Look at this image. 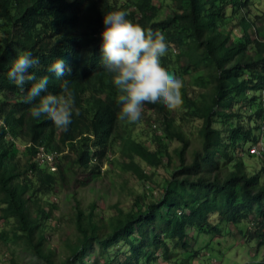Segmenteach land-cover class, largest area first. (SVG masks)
I'll list each match as a JSON object with an SVG mask.
<instances>
[{"label": "trees", "instance_id": "16d2710c", "mask_svg": "<svg viewBox=\"0 0 264 264\" xmlns=\"http://www.w3.org/2000/svg\"><path fill=\"white\" fill-rule=\"evenodd\" d=\"M150 1L0 0V216L16 220L27 247L46 264H105L101 259L116 243L119 248L114 252L120 257L124 251L120 244L125 242L132 249V239L144 240L145 264L152 263L150 255L169 262L179 249L194 250L190 233L221 236L222 223L237 225L248 217L253 231L245 234L246 243L256 240L257 247H264V158L257 159L262 166L254 172L243 160L253 155L248 149L252 144L260 141L264 149L260 133L254 132L264 124V39L244 12L249 0H162L159 6L153 2L150 13H145ZM162 6L168 9V18H158ZM113 11L126 12L127 19L145 30L161 31L169 46L162 66L172 73L178 67L180 77L196 75L204 88L197 98L183 86V104L176 115L162 104H144L139 121L149 126L154 112L160 119L161 135L152 133L149 145L146 133L133 137L123 129L130 122L118 118V91L112 75L103 69L102 21ZM233 30L243 37L231 35ZM23 51L40 61L29 74L37 79L49 76L41 96L59 94L62 81L71 82L80 114H73L67 131L58 129L60 141L54 124L46 116L33 118L31 105L24 102L34 81L26 82L22 90L7 76L12 61ZM56 58L66 67L59 78L47 72ZM182 59L186 62L180 66ZM201 72L208 73L207 79ZM182 120L200 122L197 143L183 130ZM83 134L90 136L86 145L80 139ZM163 138L177 142L171 158ZM114 139L126 143L116 158L118 167L137 174L141 182L148 180L141 161L169 172L159 193L153 181L128 211L116 203L113 214L104 218L95 213V205L87 212L76 205L77 234L64 241L65 252L59 257L44 245V233L38 226L39 215L44 213L40 201L25 193L51 192L64 173L59 163L65 148L75 155V161L85 162L83 168L96 158V164L88 168L91 174L103 176L101 166L111 159ZM39 145L44 146L45 155L55 156L56 170L47 162L31 159ZM113 163L111 159L109 164ZM28 172L37 178L36 189L30 188L33 182ZM161 223L167 225L165 231L158 227ZM141 250L137 244L133 253ZM172 262L193 264L185 257Z\"/></svg>", "mask_w": 264, "mask_h": 264}, {"label": "rangeland", "instance_id": "374dc122", "mask_svg": "<svg viewBox=\"0 0 264 264\" xmlns=\"http://www.w3.org/2000/svg\"><path fill=\"white\" fill-rule=\"evenodd\" d=\"M153 2L156 6L163 3L162 0L150 1L146 6L145 13H150ZM164 2L167 3L166 0H164ZM244 12L245 14L249 13L248 16L253 20L254 27H258L259 35L264 39V0H249L248 6L244 7ZM168 14L169 11L166 6H162L157 13L158 18L162 19L168 18ZM244 18L248 19L247 16H244ZM231 35L239 38L243 37V34L237 30H233ZM174 51H176L175 48ZM185 62L186 61L182 59L179 65L182 66ZM173 73L183 81V86L186 88L189 95L196 96L197 98L201 96L204 88L199 77H195L196 75L193 74H186L180 77L178 74V67L173 68ZM207 76V72H201V77L207 79ZM262 96L264 97V92H262ZM180 110V107L177 108V110L171 109V115H176ZM149 118V121L154 120L153 124L155 126L152 128L146 126L147 123L141 126L137 123H130L127 124V127L124 129L131 135H134V137L141 134V132L159 134L156 131L160 123L158 115L151 113ZM182 123L183 130L188 136H191L193 143H197L200 137V122L182 120ZM254 132L260 133L262 143L264 144V124L259 131L254 129ZM58 135L59 132L56 128V137L58 141H60ZM114 141L113 151L109 153L111 159H114V163L112 165L109 164L110 159L108 162L110 168L104 173V175H107V173H109V175L103 177L97 174L93 175L94 180L101 181L95 183L87 171L88 168L83 170L82 167L84 163L81 164L78 160L75 161V156L70 152H64L60 158L61 162L59 163L60 167L64 170V175L60 181H57L54 191L47 194L36 192L35 195H31L29 190L25 193V197H33L40 201L44 213L39 215V230L44 233L45 247L55 250L57 256L65 252L64 241H68L77 234L75 225L76 205L81 207L83 212H87L90 209V205L93 203L95 205V213L107 218L109 215L113 214L112 206L114 204L117 203L124 211H128L131 209L135 198L145 194L144 183L138 179L137 174L131 175L126 172V169L118 167L116 158L121 156L122 149H126V143L118 139H114ZM163 142L167 144L166 151L170 157L172 155L171 150L177 147V142H170L164 138ZM253 146L251 152L254 155H251V157L245 156L243 158L246 166L251 172L261 169L262 164L261 162H257V159L264 158V150L260 143H255ZM261 151L263 154L259 155L258 153ZM142 167L150 172L146 174L148 181L151 183H153V181L156 182L154 188L157 189L159 193L160 187L169 172L168 168L152 169L145 164H142ZM28 178L32 179L33 182L30 188L32 190L36 189L37 178L31 172H28ZM261 180L264 181V176H262ZM158 196L159 195H157V197ZM32 215H35L34 211ZM213 220L217 223L216 218ZM251 224L249 217L246 219L244 218V220L237 225L222 223L220 227L222 235L216 237L208 234H200L196 231L190 233V237L194 238V240L192 239L190 241L194 250H191V248L187 251L179 249L175 252V256L179 259H184L185 257L193 264H264V247H257L256 240L246 243L248 241L246 240L245 234L247 232L249 233V231H253ZM158 227L160 230L165 231L167 225L161 223ZM23 236L14 218L4 219L0 216V264H46L29 251ZM133 240L132 249H130L125 242L120 244V248L124 250L123 252H119L120 257H116L114 252L119 248V243H116V245L106 253L105 257L101 259V262L104 261L105 264H125L127 261V264H145V255L147 252L145 242L143 239H132V241ZM166 240L170 246L173 245L170 239L166 238ZM137 244L140 245L143 250L134 254L133 249H136ZM154 256L155 255L149 256L152 258L151 264H173L172 261L176 258L173 256L171 261L166 262L159 255L153 259Z\"/></svg>", "mask_w": 264, "mask_h": 264}, {"label": "clouds", "instance_id": "9594fccd", "mask_svg": "<svg viewBox=\"0 0 264 264\" xmlns=\"http://www.w3.org/2000/svg\"><path fill=\"white\" fill-rule=\"evenodd\" d=\"M126 17L127 13L124 11H113L103 16L104 30L101 33L102 65L103 69L112 75V82L118 91L116 99L117 103L121 105L118 118L122 121L126 120L133 124H140L141 126L144 122L139 120L145 103L162 104L170 110L182 106L181 89L183 81L162 66L161 59L167 54L169 47L165 35L159 30H145ZM39 63V59L34 58L30 52H20L12 61L7 76L16 85L21 86L22 90V86L26 82L34 81L24 96V102L31 105L30 115L36 119L46 116L54 124L58 132L59 130L67 131L72 122L73 114L75 113L77 116L80 114L79 109L75 107L74 93L70 88L71 82L63 80L59 94L49 92L41 96L40 94L45 92L49 85V76L44 75L37 79L34 74H29V69L38 67ZM65 70V62L59 58H56L47 68V72L53 74L56 78L63 76ZM37 98H39L38 103H33ZM154 113L157 114L156 112ZM153 121H149L150 128L155 126ZM130 123H125L124 125ZM126 127H123V129ZM143 133L148 135L146 137L148 144L146 145H149L147 139L151 134L141 132L135 137L141 138ZM158 133L161 135L160 130H158ZM132 136L134 137V135ZM88 137L90 136L83 134L80 138L85 145ZM190 139L192 140L191 136ZM26 144L27 146L31 145L30 142ZM253 145L248 148L250 154H253L250 151ZM22 148L20 147V149ZM63 151L71 153L67 148ZM261 154H263L262 151ZM31 159L36 162L49 163L51 170L57 169V166L54 165L55 156L50 153L45 155L43 145H39V149L35 151ZM95 164L96 158H92L88 162V167ZM140 164L144 175L150 173L142 167V164H145L144 162L141 161ZM147 166L150 167L149 165ZM108 168L110 166L105 161L101 166V174L103 176L109 175V173L104 175ZM87 171L95 183L101 181L93 179L94 174H91V169L88 168ZM151 184L148 180L144 181V190L145 186L149 187ZM56 185L57 181L51 192L54 191ZM93 205L92 203L90 207ZM33 255L38 258L35 254Z\"/></svg>", "mask_w": 264, "mask_h": 264}, {"label": "built area", "instance_id": "2783aa9c", "mask_svg": "<svg viewBox=\"0 0 264 264\" xmlns=\"http://www.w3.org/2000/svg\"><path fill=\"white\" fill-rule=\"evenodd\" d=\"M253 147H254V146H252L251 149H252ZM251 149H250V151H251ZM258 154H261V152H259Z\"/></svg>", "mask_w": 264, "mask_h": 264}, {"label": "bare ground", "instance_id": "6f19581e", "mask_svg": "<svg viewBox=\"0 0 264 264\" xmlns=\"http://www.w3.org/2000/svg\"><path fill=\"white\" fill-rule=\"evenodd\" d=\"M49 29H50V27H49ZM2 53V52H1ZM1 250V249H0Z\"/></svg>", "mask_w": 264, "mask_h": 264}]
</instances>
